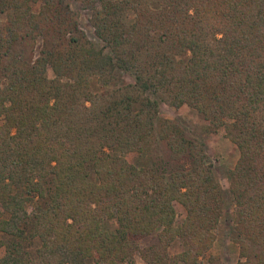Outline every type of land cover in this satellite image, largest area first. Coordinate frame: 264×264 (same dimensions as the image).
I'll return each instance as SVG.
<instances>
[{"label":"trees","instance_id":"obj_1","mask_svg":"<svg viewBox=\"0 0 264 264\" xmlns=\"http://www.w3.org/2000/svg\"><path fill=\"white\" fill-rule=\"evenodd\" d=\"M74 1L100 43L70 0H0V264H211L230 199L237 264H264V0ZM162 103L225 128L228 189Z\"/></svg>","mask_w":264,"mask_h":264},{"label":"rangeland","instance_id":"obj_2","mask_svg":"<svg viewBox=\"0 0 264 264\" xmlns=\"http://www.w3.org/2000/svg\"><path fill=\"white\" fill-rule=\"evenodd\" d=\"M72 8L79 12V21L81 28L85 31L88 37L95 43H100L99 38L94 32V28L90 23L91 12L88 9H84L81 4L74 0H70ZM42 3L38 2L34 5L35 11L40 9ZM129 19H134V12L129 10L127 12ZM6 23V17L0 12V34H5L4 25ZM42 39H39L35 46V55H38L42 48ZM189 55L186 53L183 57L187 58ZM50 77L54 76V72L51 68L48 70ZM127 81H131L132 77L128 74L123 76ZM3 83H6V79H3ZM92 88L95 92L101 90V86L98 83V77L93 76L91 78ZM160 115L165 118L175 119L185 127L187 134L190 137H201L205 142L207 152L210 157V161L214 167V173L218 181L228 189L230 186V173L235 168L240 156L238 146L227 136L225 128H220L216 132H210L207 130L208 121L205 120L196 109L184 104L180 107H174L167 103L161 104ZM1 123V121H0ZM126 158L137 166H144L147 164V158L141 156L136 152H130L126 154ZM92 179L96 176L92 173ZM177 219L182 221L185 217V209L179 203L176 204ZM236 218V205L232 199L229 200V204L225 209L224 215L221 217L220 222L215 230L216 241L213 247L208 252V257H213L211 264H237L240 260V247L235 240L234 223ZM102 226L104 230H114L118 227L116 218L104 217L102 220ZM152 239V238H150ZM150 239L146 238L141 241L143 245L149 243ZM149 240V241H148ZM183 249V242L181 239L175 240L169 247V252L172 255H176ZM5 253L4 248H0V255ZM79 264H94L92 258L83 259ZM136 264H145L144 260L137 254ZM180 264V263H178ZM209 264V263H208ZM254 264V263H250Z\"/></svg>","mask_w":264,"mask_h":264}]
</instances>
